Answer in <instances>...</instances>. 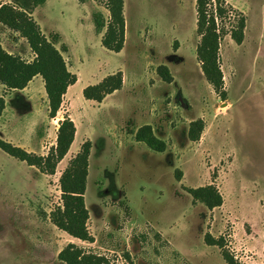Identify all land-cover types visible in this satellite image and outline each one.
<instances>
[{"label":"rangeland","instance_id":"374dc122","mask_svg":"<svg viewBox=\"0 0 264 264\" xmlns=\"http://www.w3.org/2000/svg\"><path fill=\"white\" fill-rule=\"evenodd\" d=\"M33 1L1 0L18 11H28ZM224 1L229 13L219 28L226 100L197 59L196 0H125L121 53L105 49L95 28L82 33L74 26L79 9L109 18L101 0H47L36 8L34 18L47 37L61 32L72 44L75 33L85 43L87 63L76 64L82 82L121 71L124 87L102 105L83 96L77 105L89 111L92 124L85 204L93 243L51 220L63 206L59 180L73 154L50 175L0 149V264H65L58 255L70 243L111 264H228L224 253L236 264H264V0ZM241 17L238 44L230 33ZM0 43L13 45L14 55L26 61L33 58L27 40L1 23ZM161 66L170 83L158 75ZM31 90L34 113L23 93L0 87V138L47 156L69 112L64 105L51 119L45 87L36 80ZM198 119L205 128L192 142L189 126ZM145 125L167 144L164 153L130 134ZM207 185L219 190L221 207L209 210L188 193ZM207 235L224 248L208 245Z\"/></svg>","mask_w":264,"mask_h":264},{"label":"trees","instance_id":"16d2710c","mask_svg":"<svg viewBox=\"0 0 264 264\" xmlns=\"http://www.w3.org/2000/svg\"><path fill=\"white\" fill-rule=\"evenodd\" d=\"M79 1L85 2V0ZM101 1L109 11L110 17L106 18L100 11L92 14L96 33H103L101 43L105 49L120 53L124 49L126 40L125 0ZM46 2L47 0H34L31 9L18 11L15 7L4 5L0 0V23L25 38L35 55L32 61H26L18 55L8 53L0 43V85L11 91L23 90L35 77L41 76L48 98L49 117L54 119L61 109L68 88L77 82V76L69 70L64 58L63 54L67 52V48L64 44H60V35L53 33L46 37L31 16L36 8L44 6ZM196 13L197 34L200 37L196 49L197 59L201 63L207 82L223 100H226L224 77L220 66L219 21L227 16L229 9L224 0H196ZM244 29L245 18L241 17L230 33L238 44L243 41ZM157 73L166 82L172 81L166 66L159 67ZM122 88L123 74L118 71L104 78L99 84L86 87L83 96L86 100L102 103L107 96ZM204 128L205 123L202 119L191 122L188 132L190 141H200ZM75 134V124L66 116L58 128L56 146L50 149L47 156L30 153L2 138H0V149L44 174L53 175L57 164L68 154ZM130 134L135 136L137 142L144 143L154 152L164 153L167 150V144L155 135L150 125L130 131ZM91 148V142H85L63 171L59 180L63 206L58 207L51 215L52 223L58 229L88 243L94 242L87 227L89 211L85 204ZM188 193L195 203H200L209 210L223 205V197L214 185L189 188ZM205 240L208 245L224 248L222 241H215L210 235H207ZM58 258L65 264H111L106 258L85 252L73 243L68 244L59 253ZM224 258L228 264H236L228 253H224Z\"/></svg>","mask_w":264,"mask_h":264},{"label":"crops","instance_id":"0c3cea01","mask_svg":"<svg viewBox=\"0 0 264 264\" xmlns=\"http://www.w3.org/2000/svg\"><path fill=\"white\" fill-rule=\"evenodd\" d=\"M35 10L31 16L34 19V21L37 23V25H39V23L34 18ZM80 10H82V9L78 10L80 14L78 13L76 18L74 19V26L78 31H80L82 33L83 32L87 33V32H89V30L91 28H95L94 24H93V20H92V13H90V17L84 16V14H86V13H84L82 15ZM90 19H91L92 24L90 23ZM92 25H93V27H92ZM39 27L42 31V28L40 25H39ZM126 27H127V25H126ZM42 33L44 34L43 31H42ZM44 35L47 37L46 34H44ZM59 35L61 37V43L60 44H64L67 48V52L64 53L63 55L66 56L65 59H66V62L68 63L69 70L73 74H76V76H77V82L68 88L67 93L65 94V96L63 98V103L61 106V107H63L64 105H67V112H69L68 117L74 122L75 127H76L75 138H74V141H73V143L69 149V152L67 154V156L69 154H73V157H75V155H77V153L80 151L81 146L87 141H90L92 144L91 152L94 148V143H93L92 139L89 138L90 133L92 131V129H91L92 124L90 123V117L88 116L89 111L87 110V113H85L84 111H81L77 105L80 102H84V101H82V96H83V90L86 87L99 84L107 76H101L100 75L98 77L96 75H93L92 77H89L84 82H82L83 78L80 74V70L76 67V64L80 62L79 65H83V66L86 65V63H87L86 59L87 58H85V60H84V58L82 57V52L86 50V45L84 46L85 43L83 41H81L80 37L78 35H76L75 33H73L74 39L72 40V44H69L66 41L65 35L63 33L59 32ZM99 35L101 36V39H102L103 33L99 34ZM2 46H3V44H2ZM58 46H60V45H58ZM12 47H13V45H10V48L6 49L5 46H3V48L8 53L15 54L14 50H13L14 48H12ZM32 55H33V53H32ZM34 58H35V56L33 55V58L30 61H32ZM117 72H114L112 74H115ZM39 78H42V77L41 76L35 77L28 84V86L25 89L16 91V92L23 93L25 95L24 98L26 99V102L31 107L32 113H34V105L32 102V97H33L34 92H33V90H31V85L34 84V82L37 80L38 88H41V86H44L43 79L41 82V81H38V80H40ZM94 79H96V80H94ZM124 84H125V80H124ZM0 87L3 88L4 86L0 85ZM123 87H124V85H123ZM106 98H105V100H106ZM105 100L102 103H98V102H95L92 100H86L85 99V102H89V104L96 103V104L102 105L105 102ZM75 109H78L80 111L79 115L74 113ZM48 113H49V106H48ZM34 116H35V114H34ZM137 129H135L133 131H136ZM132 136H134V135H132ZM90 156H91V154H90Z\"/></svg>","mask_w":264,"mask_h":264},{"label":"water","instance_id":"95a60500","mask_svg":"<svg viewBox=\"0 0 264 264\" xmlns=\"http://www.w3.org/2000/svg\"><path fill=\"white\" fill-rule=\"evenodd\" d=\"M61 124V123H60Z\"/></svg>","mask_w":264,"mask_h":264}]
</instances>
